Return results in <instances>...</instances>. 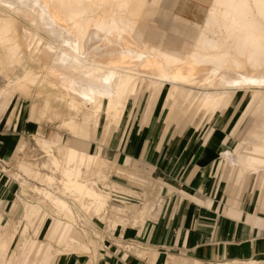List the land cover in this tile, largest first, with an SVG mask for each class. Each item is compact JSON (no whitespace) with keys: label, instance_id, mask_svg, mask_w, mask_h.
<instances>
[{"label":"bare ground","instance_id":"obj_1","mask_svg":"<svg viewBox=\"0 0 264 264\" xmlns=\"http://www.w3.org/2000/svg\"><path fill=\"white\" fill-rule=\"evenodd\" d=\"M145 1L0 0V79L5 81L0 99L20 95L39 103L45 117H61L62 125L71 113L95 125L104 98L108 115L120 117L123 97L149 79L157 94L167 84L195 88L187 102L199 109L218 108L234 90L232 103L242 93L245 112L256 107L254 117L264 116V0H211L188 51L147 46ZM214 20L217 28L210 31L217 39L205 30ZM260 132L236 145L237 161L247 170L264 168V129ZM37 145L45 157L43 175L38 183L20 181L22 192L30 189L37 198L27 199L29 213L39 204L65 220L56 227L55 243L67 252L88 253L77 219H102L107 212V186L100 180L108 162L46 140Z\"/></svg>","mask_w":264,"mask_h":264},{"label":"crops","instance_id":"obj_2","mask_svg":"<svg viewBox=\"0 0 264 264\" xmlns=\"http://www.w3.org/2000/svg\"><path fill=\"white\" fill-rule=\"evenodd\" d=\"M174 1L176 3L174 6L177 9V12L173 13V19L184 20V22H189L195 26L200 24L201 27L211 0ZM160 2H162V0L145 1V23L147 24L146 35L149 45H157L179 51L191 50L200 28L198 29L197 36L194 40L190 41L187 37H183L181 41L183 42L182 45H177L175 40L167 41L164 37L165 31L159 30V27L156 26V20L153 19V15L160 12ZM207 3L209 4L207 5ZM203 6H206L204 12L199 15V10L202 9ZM162 12L164 13L165 11ZM164 15L168 17L169 14L165 12ZM189 17L194 19L189 20ZM150 22H154V24L151 25ZM174 30L176 31L177 28ZM148 81L149 79H144L139 88L140 90L138 89L135 94L123 97L119 105V108L122 111L120 117L115 116L114 119L112 115H108V99L104 98L101 103L99 118L95 125L83 119L80 114L67 118V124L63 126H66L76 138L67 142L59 135H50L48 137L36 138V143L40 144L42 140H46L85 153L98 154L101 159L108 162L107 159L101 155V146L97 145L95 150L91 151V142L96 139L99 130V119L102 113H105L106 123L103 127L102 136L110 134L120 125L128 106L131 105L132 108L135 106V101L144 84L145 91L148 92L147 103L145 106V117L143 121L145 125L151 121L152 117L157 112L167 108L169 112L165 126L166 131L172 124L171 122L176 120L175 115L179 110H183V112L186 113L193 108L192 106H189L187 102L189 96L193 92L190 87L188 88V86H186V88L183 86L167 84L166 87L157 94L156 90L151 87L150 82ZM147 83L149 85H147ZM199 92L202 93V90ZM234 92V90H228L226 98L229 102L223 103L219 107H233L236 104L231 102L235 95ZM155 97H158L157 100ZM7 99H9L8 96H4L0 99V115L4 114L6 116V122L11 123V127L15 130L20 129L28 132L30 130L24 125L33 127L36 120H41L43 117L45 118L42 112V106L39 103L29 100V104H25V98L20 95L13 96L9 101H7ZM18 99L19 101H17ZM18 102L19 104H17ZM153 102L155 103L154 106ZM243 106L242 112L246 114L247 112H245ZM200 109L205 111H216L217 108L213 110L212 107L210 109L209 107H200ZM197 110H199V108H197ZM253 115V111H249L246 119L247 124L249 125V134L260 136L262 135L260 131L264 129V116L255 118ZM222 124L223 122H221V125ZM150 125L151 123L140 129L138 136L135 137V141L132 143V152L137 155L139 151H142V155L146 162L152 167V172L163 173L158 174V177L165 178V172L162 170L160 171V169H162L171 157L176 161L181 160V162H184V170L177 176L175 174L173 175V178H175L176 181L169 186V189L173 190L172 192L166 193L168 196L164 198L160 211L158 210L154 213L151 211L149 213L151 208L147 211L145 210L146 207H143L138 212L139 219L133 220V222L139 223L141 219L151 218L146 221L141 230V235L137 237L139 238L138 241L148 247L146 248L147 251L137 250V256L128 255L127 253L122 252L121 258L123 261L113 258L109 259V263L222 264L226 263V261L243 262L251 260L256 262V264H264V214H260L264 213V168L254 169L253 171L245 169L237 161V155L235 152L237 144L233 148L220 146L216 137L212 139L210 143L206 144L204 151L203 147L198 145L194 150L190 148L186 154L174 156L168 154L169 146H164L165 138L163 135L162 138L160 137L153 151H151V154V141L149 139H144L148 134ZM18 136L20 135L17 134V131L14 133H6L0 130V161L1 159H5L6 161L11 156L15 159L18 152H22L23 155H26L25 150L28 143L21 141L18 144ZM38 147L40 148V146ZM135 150H137V152H135ZM243 151L247 152L246 149H243ZM226 153H229L228 157ZM260 156L264 158V154ZM41 163L42 161L36 163L31 161L28 162L24 159L17 161L16 165L18 170L14 173V178L17 179L19 183L18 193H20H17V195L15 186L0 182V264H6V262L8 264L9 261V264H82L72 256V252H67L63 249H56L50 243H42L39 241V238H37L49 235L54 239L56 227L60 224L66 223L65 220L60 219L59 217H51L50 213H45V209L39 204L35 205V208H37L36 213L33 215L29 213L30 207H27L29 206L27 197H30V195L33 197L34 194H32V190L30 189H26L23 193L20 181L24 179L31 183H38L43 175ZM0 168H3V171H8L4 166H0ZM108 169L109 162L105 177L100 180L101 182H104L105 186H107V190L104 189L103 192L108 197V206L109 200L113 197H118L122 200L127 198L122 195L133 197L131 192L118 188L114 184L108 182ZM222 170L227 171L226 177L227 180H230V188L234 197L230 198L227 201V204L224 205V208L221 209L219 208V204L213 199L214 196H218L220 192L216 193L211 180H209L206 185L203 179L206 178L207 175L211 177V174L214 172L220 174L222 173ZM129 177L132 178L133 176ZM176 182L178 185H176ZM211 186L212 191L210 190ZM223 187L224 182L219 190L222 191ZM245 189H248L251 192V202L258 204V209L239 202V199L237 200V198L241 197L242 190ZM15 195L17 198L12 203V207L17 203L18 204L15 206L16 209L20 206L23 207L22 216L18 221L20 226H15L13 231H10L12 227L9 229H7V227L12 224H9L8 222L6 228L3 227L2 229L3 223L7 222L9 219L8 216H6V209ZM145 211H147V214ZM106 214L107 212L104 216ZM93 217L98 221L102 220L96 216ZM135 223H132V226H134ZM78 230L81 233L84 243L88 244L90 247L88 253L81 252L79 254H86L90 259L89 262L93 264L96 262L98 255L96 244L94 247L89 244V240L93 242L94 240L89 236L87 230H82L80 228ZM30 232L33 237L27 238ZM17 233L19 234V238L15 250L10 256H8L6 254L7 250L10 248V244ZM136 234L137 233L134 232L131 234L125 233L128 237H135L134 235ZM17 250H19L18 254Z\"/></svg>","mask_w":264,"mask_h":264},{"label":"rangeland","instance_id":"obj_3","mask_svg":"<svg viewBox=\"0 0 264 264\" xmlns=\"http://www.w3.org/2000/svg\"><path fill=\"white\" fill-rule=\"evenodd\" d=\"M175 4L174 0H162V2L159 3L160 12L155 13L153 15V19L156 20V26L159 27V30L165 31L164 37L167 41L175 40L177 45H182L183 42L181 41L183 37H187L190 41L194 40L197 36L198 29L201 27L200 24L195 26L189 22H184V20L173 19V13L177 12V9L174 6ZM208 4L209 3H207V5ZM206 6H203V8L199 10V15L204 12ZM162 11L168 13V17H166L164 15L165 12L163 13ZM188 19L192 20L194 18L189 17ZM214 22L215 20L210 24L212 28L209 26V30H205H207V35L217 39L220 37L219 34L215 33L211 35L210 31L213 28H217L215 24L216 22ZM151 24H154V22H151ZM173 27H176L177 30L175 31L174 29L176 28ZM147 46L151 45L147 43ZM4 83L5 81L0 79V85ZM191 88L192 87H190V89ZM255 89L257 88H253V90ZM191 90H195V88H192ZM241 94L242 93L237 92L233 102V104H236L230 108L219 107L216 111H205L203 109L197 110L196 107H193L186 113L183 112V110H179L180 112L178 111L175 115L176 120L171 122L172 124L166 131L165 126L169 110L166 108L157 112L149 122L151 123L150 129L147 136L144 138L145 140L149 139L151 141L150 153L152 154L151 151H153L155 145L158 143L160 137H163V135L165 138L164 146H169L168 154L174 156L186 154L190 148L194 150L198 145H201L204 151L206 144L210 143V141L215 137L218 139L220 146L233 148L236 144H241L243 138L250 133L248 128L249 125L247 124L246 119L248 112L252 108L250 107L247 109V114L242 112L244 99L241 97L239 98ZM147 95L148 92L145 91L144 84L135 101V106L133 108L131 105L128 106L120 125L110 134L103 136L102 132L106 123V115L105 113H102L97 137L91 142V151H94L97 145L101 146V155L109 162L108 182L133 194V197L122 195L127 197L124 200L119 199L118 197L111 198L109 200L107 214L101 221L96 220L94 217L90 218L87 216L86 219L83 218V216L78 217V228L87 230L89 236L92 237L96 244L98 255L96 262L93 264H110L109 259L113 258L123 261L121 258L122 252H125L128 255L137 256V250L147 251L146 248L148 247L138 241L139 238L137 237L141 235V230L143 229L146 221L151 218H140L141 220L139 223H135L133 220L139 219L138 212L143 207H146L145 210L147 211L151 208L149 213L151 211L152 213L157 212L158 210L160 211L164 198L168 196L166 193L172 192L173 190L169 189V186L174 184L176 181L175 178H173V175L175 174L177 176L184 170L185 163L181 162V160L176 161L173 157H171L162 169H160V171L162 170L165 172V178L160 176L158 177V174L163 173L152 172V167L146 162L142 155V151H139L138 154L135 155L131 150L132 143H134L135 137L138 136L140 129L148 126L149 124L145 125L143 123ZM17 101H19V99ZM29 102V99H25L24 101L25 104H29ZM254 109L257 110L256 107ZM254 109L253 113L255 114ZM73 114L75 113H71L72 116L70 115L69 117L71 118L78 115L77 113L75 115ZM53 118L45 117L41 120H36L33 127L24 125L30 130L26 132L20 129L15 130L11 127V123L6 122V116L4 114L0 115V130L6 133H14L17 131V134L20 135L18 136L17 143L19 144L21 141L28 143L25 150L26 155H23L22 152H18L15 159H13L10 155L11 157H9L8 160L5 161V159H1L0 161V166H4L8 169L6 172L0 168V182L15 186L16 195L19 191V183L17 179L14 178V173L18 170L16 165L17 161L24 159L28 162L31 161L40 163L45 159L44 153L36 143V138L59 135L67 142L76 138V136L66 126L62 125L61 117ZM221 122H223L222 125ZM135 152H137V150H135ZM226 172V170H222V173L220 174L214 172L211 174V177L207 175L206 178H202L206 185L207 182L211 180L216 193L220 192L219 195H215L213 199L217 204H219V208L221 209L224 208V205L227 204V201L230 198L234 197L230 188V180H227L226 177ZM129 176L133 177L130 178ZM223 182L224 187L221 191L219 189H221ZM176 185H178L177 182ZM210 190L212 191V186L210 187ZM16 195L10 204H8L6 216H8L9 219L7 222L3 223L2 229L3 227L6 228L8 222L9 224H12L7 227V229L12 227L10 231H13L15 226H20L18 221L22 216L23 207L20 206L16 209L15 206L18 203L12 207V203L17 198ZM31 198H35V201L37 200V198L32 197V195ZM238 199L239 202H242L243 204L257 209L259 208L258 204L251 202V192L248 189L242 190L241 197L237 198V200ZM147 211H145L146 214ZM51 217H53V215H51ZM132 223H135L134 226H132ZM132 232L137 233L134 235L135 237H128L125 235V233L131 234ZM29 237H33L31 232L28 234L27 238ZM18 238L19 234L17 233L10 244V248L7 250L6 254L8 256H10V254L15 250ZM37 238H39V241L42 243H50L54 246V248L62 249V245H56L54 239L49 235ZM18 251L19 250H17V254ZM71 252L72 256L82 264H86L90 261L86 254H79L76 250H72ZM88 264L91 263L89 262Z\"/></svg>","mask_w":264,"mask_h":264}]
</instances>
